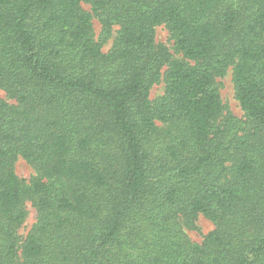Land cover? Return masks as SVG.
<instances>
[{"label":"trees","instance_id":"trees-1","mask_svg":"<svg viewBox=\"0 0 264 264\" xmlns=\"http://www.w3.org/2000/svg\"><path fill=\"white\" fill-rule=\"evenodd\" d=\"M0 92V264H264V0H0Z\"/></svg>","mask_w":264,"mask_h":264},{"label":"rangeland","instance_id":"rangeland-1","mask_svg":"<svg viewBox=\"0 0 264 264\" xmlns=\"http://www.w3.org/2000/svg\"><path fill=\"white\" fill-rule=\"evenodd\" d=\"M116 28L112 30V36L106 43L103 45V51L106 52L112 45V41L114 38V31ZM93 31L94 36L97 39L100 32V25L96 20L93 21ZM155 41L156 43H161L166 45L168 48L171 47V42L168 40V33L163 27L156 28L155 32ZM172 53V51H170ZM164 69L162 70V72ZM219 84V95L222 101V104L227 113H230L234 118L240 120L243 118V113L239 107L238 102L234 98V89L232 84V71L231 69L227 70L225 75L222 78L217 79ZM164 84L160 81L158 84L154 85L150 90V99H156L163 94ZM0 98H4V94L0 92ZM14 172L15 174L23 179L28 181L30 177L34 175L32 168L21 158H17L14 163ZM24 209L26 211V219L20 229L18 230V235L20 238H24L32 225L36 220V213L34 208L31 206V203L26 201L24 203ZM195 230H186L185 233L188 238L195 243L201 242L202 238L210 231L213 230V225L208 220L203 218L202 216H198L195 223Z\"/></svg>","mask_w":264,"mask_h":264}]
</instances>
